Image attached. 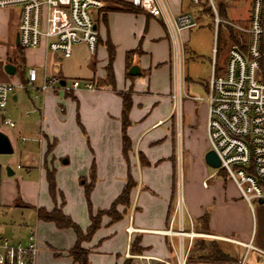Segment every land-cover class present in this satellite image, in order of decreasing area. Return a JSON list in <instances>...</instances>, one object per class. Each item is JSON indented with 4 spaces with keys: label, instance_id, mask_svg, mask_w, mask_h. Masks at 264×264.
<instances>
[{
    "label": "crops",
    "instance_id": "obj_1",
    "mask_svg": "<svg viewBox=\"0 0 264 264\" xmlns=\"http://www.w3.org/2000/svg\"><path fill=\"white\" fill-rule=\"evenodd\" d=\"M118 1L128 3L130 0ZM180 10H183L182 6L176 12ZM118 13L129 19L141 16L147 26L159 22L166 28L161 20L146 13L121 10L108 12L105 8L102 18L105 30L103 29L104 34L101 36L100 24L98 25L100 40L95 55L91 54L88 47L80 46L75 48L69 59H63L44 48L23 49L16 45L18 30L12 29L15 48L10 55L4 52V59L0 62V83L18 84L20 78L12 77L20 74V84H27L28 71L36 68L39 73L38 84L46 73L48 77L59 78L62 87L79 80L82 84L93 83L97 90L80 88L66 92L59 89L41 95L38 112L34 103L32 105V119L21 111L18 114L22 98L19 92L14 91L5 113L0 111V125L10 128L4 134L12 143L13 156H19L2 160L6 171L10 168L14 173L11 177L7 174L9 179L3 177V165L0 166V214L10 207L34 211L37 223L29 231H36L39 246L45 249L41 252L40 264H43V259L52 261L53 264H76L69 254L76 245V234L71 229L60 230L53 223L40 221L37 210L51 212L63 205L64 214L86 232L91 225V215L85 192L86 186L91 184L94 167L95 183L89 197L94 216L99 211L112 208L123 193L129 177H132L136 187L131 192L129 205L117 207V213L122 218L113 222L110 217L104 216L91 241L83 244V248L90 251L89 264H147L139 258L141 256L176 263L181 245L188 252V261L191 257L192 264H211L202 261L200 255L195 256L199 252L196 248L199 241L206 239L238 246L236 251L241 249L242 253L233 257L239 260V264H264V255L261 254L264 253V240L257 244L256 210L253 211L241 199L236 186L224 172L215 169L219 170L218 174H208V168H211L205 161V155L210 151L208 138L197 146H193L191 142L202 113L205 129L207 105L203 102L199 113L197 106L202 101L198 99L202 98L189 94L190 85L199 84L207 97L211 76L208 80L196 82L186 72V65H183L182 79H176L174 85L171 82L169 63L147 60L153 57L150 49L144 47L147 38L151 40L148 30L111 29L109 15L115 16ZM0 15V40L5 37L10 39V17L4 10H0ZM0 44L4 45V42L1 41ZM109 46L115 52L112 66L114 86L107 72ZM184 53L186 55V48ZM185 55L186 64L188 60L194 59L188 56L185 58ZM210 65L212 74L211 62ZM136 66L141 75L131 76L129 72ZM158 72L166 73L165 80L160 83L155 82ZM126 94L131 95L132 100L130 125L127 129L131 149L127 156L123 147V96ZM172 95L180 98L177 114L173 113ZM25 117L31 119V122L23 120ZM4 118L12 121L14 127L5 125ZM27 132L40 137L44 146L41 147L39 160L33 153L26 156L29 164L23 171L24 167L18 165L23 153L18 152V144L20 141L23 145L28 142L24 137ZM185 138L187 162L183 153ZM16 139L18 140L15 141ZM182 161L185 166H182ZM48 169L56 171L57 191L63 194V199L58 197L57 203L49 194ZM16 170H22L23 174L15 177ZM187 175L190 181L186 186L185 198L183 190ZM217 177L222 178V181L216 183ZM206 181L208 186L204 187ZM212 184L214 185L211 186ZM220 186L223 188L221 192ZM5 192H13L10 193L9 200L3 198ZM199 192L210 193L204 198L199 196ZM216 197L225 199L227 204L230 201L240 215L239 221L237 219L235 224L230 223L228 227H222L218 223L213 209ZM181 198L183 205L175 216ZM207 214L210 216L208 225L203 221ZM174 217L173 230L193 232L192 239L158 233L167 231ZM128 229H132V232H128ZM5 230L6 227L0 222V239H8L14 243L25 242L23 239L17 241L7 238ZM190 245L191 248H188ZM225 254L230 256L233 253Z\"/></svg>",
    "mask_w": 264,
    "mask_h": 264
},
{
    "label": "built area",
    "instance_id": "obj_2",
    "mask_svg": "<svg viewBox=\"0 0 264 264\" xmlns=\"http://www.w3.org/2000/svg\"><path fill=\"white\" fill-rule=\"evenodd\" d=\"M169 1L130 0L128 3L166 26L176 44L177 79L180 81L185 61L182 56L185 45L181 39L184 33L199 27L201 16L181 10L175 12L169 8ZM241 1L248 4L246 18L227 20L221 17L215 0H191L196 6H205L212 12L216 36L208 95L198 99L207 105L209 149L221 162L219 170L226 174L241 199L254 211V203L262 201L264 204V0ZM105 8L104 0H0V10H17L18 35L23 49L44 48L63 59L71 58L75 48L80 46L88 47L95 55L100 40L98 25ZM221 29L225 31L228 49L225 60L219 65ZM38 81V70L31 68L27 84H19V88L34 90L40 96L59 89L66 92L80 88L97 90L93 83L82 84L79 80L62 87L59 78L48 77L46 73L40 84ZM17 87L0 83V111L3 113ZM172 100L173 113L177 114L180 98L172 95ZM4 124L14 127V123L5 118ZM207 186L206 181L204 187ZM182 205L183 198L177 204L175 216ZM174 221L175 217L167 231L158 233L178 238L194 237L193 232L174 231ZM27 238L26 242L15 243L0 239V264H36L40 249L36 231L30 230ZM184 248L181 245L176 263L151 256L139 258L147 264H187L188 252Z\"/></svg>",
    "mask_w": 264,
    "mask_h": 264
},
{
    "label": "rangeland",
    "instance_id": "obj_3",
    "mask_svg": "<svg viewBox=\"0 0 264 264\" xmlns=\"http://www.w3.org/2000/svg\"><path fill=\"white\" fill-rule=\"evenodd\" d=\"M215 2H216L217 8L220 11V15L223 19L241 20V19L246 18V16L248 15V10H249L248 4L244 3L241 0L240 1L239 0H215ZM125 3L126 2H121V1H115L114 3H107L106 11L110 12L114 10H123L125 9ZM168 6L171 10L175 12L179 9V6H182L183 7L182 11L193 12L201 16V18L199 19L200 20L199 27L191 30L190 32L184 33L182 36L181 42L182 44L185 45V48L187 50L186 55L184 53L185 58H187V56L188 58H191V57L194 58L193 60H188L189 62H187V64L184 61V67L186 65V72L188 73V75L192 77L193 79H195L196 82H199L200 80H202V82L204 80H208L209 77L211 76L210 62L212 64L213 49L215 47V40H216L214 26L212 23L213 21L212 12L207 11L205 6L204 7L196 6L195 4L191 2V0H183L182 2H179V1L176 2L174 0H170L168 2ZM206 6H208V4H206ZM4 12L8 14V17H10V20H11L10 21L11 34L9 36L10 39H7V37H5L3 40H0V42L1 41L4 42V45L0 44V62L1 60L4 59L6 52H8V54L10 55L11 52L14 51L13 48L15 47L13 45L14 44L13 41L15 39L12 35L13 34L12 29L14 28L18 30L17 10L7 9ZM139 12H142V11L139 10ZM1 16L2 15H0V22L2 19ZM109 18L111 19V29L137 30L138 28H140L144 32L148 30L147 34L150 33L151 40H149L150 38L148 37L144 47L147 49H150V53L152 54L153 57L152 58L149 57L147 60L153 61L154 63L155 62L169 63V66L171 68V82H173V84L176 85L178 52H177L176 44L173 38L168 34V30L163 25H161L159 22L151 23L150 26H147L145 24V19L141 16H139L138 18L132 17L131 19H129V18H125L124 15H121L118 13L115 16L110 14ZM99 24H100V33H101V36H103L104 30H105V28H103L104 26L103 19H101ZM147 34L145 36H147ZM225 38H226L225 31L221 29L219 42H218V48H219L218 63L219 65H221V63L225 60V57L227 55L228 47H227ZM184 55L182 53L183 59H184ZM12 78L13 79L20 78V82H21L20 74H18L17 76H13ZM165 78H166L165 72H158L157 75L155 76V82L160 83L164 81ZM20 82H18V84H16L17 82L16 83L14 82V84L19 85ZM16 91L19 92L22 98L21 103H19L20 110L18 111V114L21 111L23 115L27 114L28 118L32 119L34 117L32 114L34 107H32V105L34 103L35 108L37 109L36 112H38L40 95H38V93L34 90H31V89L25 90V89L19 88V86L16 88ZM189 94L192 96H198L202 99L206 98L205 90L203 87L199 86V84L190 85ZM36 96H38V98H36ZM203 104L204 103L202 101L197 106L199 113H200V108H202ZM203 117H204V114L202 113L201 119L200 117L198 118L199 125L194 128V133L191 139L193 146L200 145L201 143L204 142L205 139H207L206 124H205V129H204ZM31 119H27L25 117L23 120H26V122H31ZM18 128H19V125L17 124V129ZM8 129L10 128L4 125H0V131L2 133L7 132ZM24 135H25L24 137L28 139V142L23 145L20 140H19L20 142L18 141L19 142L18 152L19 153L23 152L21 159H19L18 161V165L24 167L23 171H25L26 167L29 164V160L27 159L26 156L30 155V153H33L39 160L41 157V147L44 146L41 142V138L36 137L32 132H27ZM17 140L18 139H16L15 141ZM207 142H208V139H207ZM186 148H187V145H186V138H185V144H184L185 152L183 151V153H185L186 155V162H187L188 157L186 154ZM185 155H184V158H185ZM14 156H19V155H14ZM14 156L13 155H10V156L0 155V166L3 165L2 171L4 174L3 177L5 179H9V178L7 177L6 166H4L2 160L5 158H11ZM183 164L185 166V162L183 163L182 161V166ZM16 171H17V175L15 177H19V175L23 174L22 170H16ZM218 173H219V170L208 168V174L211 175V174H218ZM188 181H190V177L187 175L185 179V189L183 190L185 198L187 195V192L185 191H186V186L188 184ZM215 181L216 183L221 182L222 178L217 177V180ZM213 185L214 184H212L211 186ZM222 189H223L222 186H220L219 191L221 192ZM235 191H234V194L235 193L237 194V192ZM10 193H13V192H5L3 198L5 200H9ZM207 193H210V192H205V193L199 192V196H203L204 198L206 196L208 197ZM195 194H197V192H195ZM197 199L199 200V198ZM214 202H215V205L213 206L214 207L213 209L216 212L218 223L222 227H228L230 223L231 225H233L235 224V221L238 218L240 219L239 213L236 212L235 207L231 205L230 201H227L228 202L227 204L225 202V199L221 197L219 198L216 197ZM254 209L257 212V218H258V237H257V244H258L260 243L261 240H264V204L254 203ZM0 219H1L0 220L1 224L7 229L4 232L7 238H10L12 240H17V241L23 239L22 241H25V242L28 239L27 235H28L29 229L31 227L35 228L36 223H37V218H36L34 211L22 210V209L14 208V207L5 208V210H3V212H1L0 214ZM239 219L237 221H239ZM27 226L29 228H27ZM199 242L200 244L205 243L207 249H209V247L213 245V243H216V242H211L208 239L201 240ZM216 244H217L216 246L220 247V249L224 251L225 253H229V254L233 253L230 255L232 257L238 256L239 253H242L241 249H239L240 251H236L238 248V246L236 245H233L227 242H219ZM44 250H45L44 247H40V250H39L40 252L37 257L38 264H40V258L42 256L41 252ZM191 260L192 259L190 257V261L187 260V264H192ZM225 260L226 261L221 262L220 264H239V262L233 263L232 261L229 262L227 259ZM43 264H53V263L52 261L48 262L47 259H43ZM211 264H219V263H211Z\"/></svg>",
    "mask_w": 264,
    "mask_h": 264
},
{
    "label": "trees",
    "instance_id": "obj_4",
    "mask_svg": "<svg viewBox=\"0 0 264 264\" xmlns=\"http://www.w3.org/2000/svg\"><path fill=\"white\" fill-rule=\"evenodd\" d=\"M104 1L107 3H114L115 1H118V0H104ZM121 11L131 12V13H138L139 12V10L133 8L127 2L125 3V9H123ZM231 38H233V37H231ZM108 52H109V65L107 67V72H108V76H109V79L111 81V84L114 86L115 85L114 84V74H113V70H112L113 61H114V53H115L114 48L112 46H109ZM191 59H193V58L191 57ZM123 100H124L123 147H124V154L127 156L128 152L131 149V142H130V139L127 135V129L130 125L129 113H130V109L132 106L131 95H127V94L124 95ZM55 175H56V171L54 169H48L47 170V182L49 185V194H50L51 198L53 199V201L57 203L58 197L63 199V194L61 192L57 191ZM94 183H95V171H94V167H93L91 184L89 186H86V192H85L86 197L88 199V204H89V208H90L89 211H90V215H91V225L86 232H83L81 230V228L76 223H74L70 217H68L64 214L63 205H61V207L55 208V210H53L51 212H48L45 209L37 210L38 219L40 221L46 222V223H53L60 230L71 229L76 234V236H77L76 245L69 252L70 256L73 257L74 262L76 264H89L90 251L83 248V244L91 241L94 234L100 228L102 218L104 216L110 217L113 222L119 221L122 218V216L118 215V213H117V207L120 205H123V206L129 205L131 192L136 187V183L134 182L132 177H129L128 183H127L123 193L114 202V204L112 205V208L108 211H99L97 213V215L94 216L92 213L91 204L89 201L91 189H92ZM209 217H210L209 214H207L203 219V221L205 222L206 225H208ZM206 231L209 232V229L206 228ZM216 245H217L216 243H213V245H211L209 247V249H207L205 243H201V244L199 243L196 247L197 251H199V252L195 256L200 255L201 256L200 259L202 261L208 262V263H219L220 264L221 262L226 261L225 259H227L229 262L232 261L233 263L239 262V260L237 258L231 257L228 254H225L220 249V247H217Z\"/></svg>",
    "mask_w": 264,
    "mask_h": 264
},
{
    "label": "water",
    "instance_id": "obj_5",
    "mask_svg": "<svg viewBox=\"0 0 264 264\" xmlns=\"http://www.w3.org/2000/svg\"><path fill=\"white\" fill-rule=\"evenodd\" d=\"M16 45H20V40H19V35L17 34L16 36ZM129 74L131 76H140V70L139 67H133ZM14 154V149L12 146V143L9 139V137L7 135H5L4 133L0 132V155H13ZM205 161L206 164L213 168V169H219L221 166V162L218 158V156L216 155V153L214 151H208L205 155ZM7 174L9 177L13 176L14 173L12 172V170L10 168H7ZM261 204H263V202H260Z\"/></svg>",
    "mask_w": 264,
    "mask_h": 264
}]
</instances>
